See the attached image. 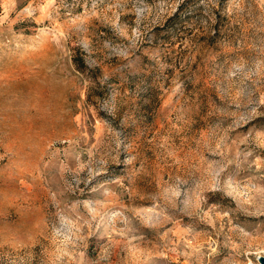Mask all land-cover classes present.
<instances>
[{
	"label": "rangeland",
	"instance_id": "1",
	"mask_svg": "<svg viewBox=\"0 0 264 264\" xmlns=\"http://www.w3.org/2000/svg\"><path fill=\"white\" fill-rule=\"evenodd\" d=\"M264 0H0V264H260Z\"/></svg>",
	"mask_w": 264,
	"mask_h": 264
},
{
	"label": "water",
	"instance_id": "2",
	"mask_svg": "<svg viewBox=\"0 0 264 264\" xmlns=\"http://www.w3.org/2000/svg\"><path fill=\"white\" fill-rule=\"evenodd\" d=\"M258 261L260 262V264H264V256H259Z\"/></svg>",
	"mask_w": 264,
	"mask_h": 264
}]
</instances>
